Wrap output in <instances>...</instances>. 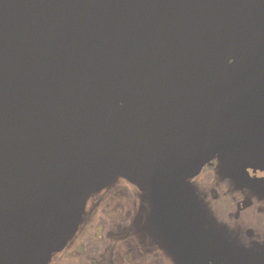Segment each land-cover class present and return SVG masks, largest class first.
<instances>
[{"label": "flooded vegetation", "instance_id": "flooded-vegetation-1", "mask_svg": "<svg viewBox=\"0 0 264 264\" xmlns=\"http://www.w3.org/2000/svg\"><path fill=\"white\" fill-rule=\"evenodd\" d=\"M245 1L0 0V106L7 114L25 112L17 130L22 135L19 143L103 122L113 105L115 83L123 73L162 64L186 43L209 36L221 26L223 17L214 15L218 6H230L227 20L251 0ZM262 7L250 17L247 28L238 31L240 35L226 34L221 47L218 42L224 37L185 49L149 78H124L121 88L133 103L167 109L193 96L222 68L194 107L167 115L141 113L142 124L153 132L155 146L164 139L165 144L175 141L177 123L185 130L193 117L196 129L187 142L200 136L208 102L240 79L258 57L254 36L248 39L252 48L234 51L233 46L237 38L254 33ZM63 90L67 93L36 117ZM17 122L6 121L0 133ZM220 122L221 116L217 128ZM27 240L21 235L0 238V264L19 254L16 264H25L27 258L38 257L34 250L40 256L41 240L35 239L32 250L34 240Z\"/></svg>", "mask_w": 264, "mask_h": 264}, {"label": "water", "instance_id": "water-1", "mask_svg": "<svg viewBox=\"0 0 264 264\" xmlns=\"http://www.w3.org/2000/svg\"><path fill=\"white\" fill-rule=\"evenodd\" d=\"M263 4L264 0H251L229 19L223 18L221 26L211 35L186 43L156 67L123 73L115 83L113 105L103 122L64 135H50L42 139L32 137L20 143V134L12 138L0 134V238L21 235L28 239L27 242L34 240L29 250L37 245L35 239L41 240V255L39 250H34L38 257L32 261L34 264H44L50 253L62 249L66 244L72 213L82 198L106 175L122 172L131 178L150 180L155 206L175 215L180 228L176 238L179 252L185 264H192L187 251L189 246L184 239L187 225L174 203L163 204L158 201V188L160 184L194 176L208 161L221 153L220 147L228 145H221L214 140L223 109L250 94L264 76V8L255 21L254 33L237 40L243 46L252 48L248 39L254 36L255 46L259 47L257 59L240 79L208 102L206 123L200 136L178 147L173 153L166 155L155 146L150 136L153 132H149L142 124L141 113L167 115L194 107L201 102V97L222 68L216 70L193 96L167 109L136 105L122 90L121 82L133 75H139L140 79L149 78L168 66L185 49L203 46L225 38L229 32L237 33L246 29L250 17ZM63 93H67L66 90L51 99L36 117L43 114L49 104ZM261 108L260 99L257 102L253 99L247 114L238 121L234 120L238 128L240 125L245 126L244 130L248 129V133L237 148L229 147L228 151L239 153L257 137L261 130L259 128L264 127ZM53 225L59 231L56 242L43 248L40 232ZM20 257L21 254L2 264H16Z\"/></svg>", "mask_w": 264, "mask_h": 264}, {"label": "rangeland", "instance_id": "rangeland-1", "mask_svg": "<svg viewBox=\"0 0 264 264\" xmlns=\"http://www.w3.org/2000/svg\"><path fill=\"white\" fill-rule=\"evenodd\" d=\"M229 10L218 6L214 15L224 18ZM241 43L234 51L246 48ZM253 99H260L264 119V76L250 94L223 109L216 143L228 145L220 147L221 153L194 176L159 185L158 201L174 203L187 225L184 239L192 264H264V127L241 152L227 150L245 140L248 129L238 128L235 121L247 114ZM0 114V130L6 121H18L5 130L9 138L18 136L25 112L7 114L1 107ZM194 123L193 117L185 130L177 123V139L168 144L162 140L160 152L168 155L186 143ZM151 190L148 179L122 172L103 177L72 213L64 247L50 253L44 264H185L176 241L177 219L155 206ZM55 226L40 232L43 248L56 242ZM25 264L34 263L27 258Z\"/></svg>", "mask_w": 264, "mask_h": 264}, {"label": "bare ground", "instance_id": "bare-ground-1", "mask_svg": "<svg viewBox=\"0 0 264 264\" xmlns=\"http://www.w3.org/2000/svg\"><path fill=\"white\" fill-rule=\"evenodd\" d=\"M204 228H205V230H206V226H205V224H204Z\"/></svg>", "mask_w": 264, "mask_h": 264}]
</instances>
